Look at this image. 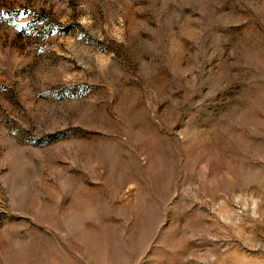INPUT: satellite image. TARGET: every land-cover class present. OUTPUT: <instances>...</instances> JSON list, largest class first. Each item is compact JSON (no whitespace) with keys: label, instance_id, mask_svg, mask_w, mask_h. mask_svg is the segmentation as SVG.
Returning <instances> with one entry per match:
<instances>
[{"label":"rangeland","instance_id":"obj_1","mask_svg":"<svg viewBox=\"0 0 264 264\" xmlns=\"http://www.w3.org/2000/svg\"><path fill=\"white\" fill-rule=\"evenodd\" d=\"M0 264H264V0H0Z\"/></svg>","mask_w":264,"mask_h":264}]
</instances>
